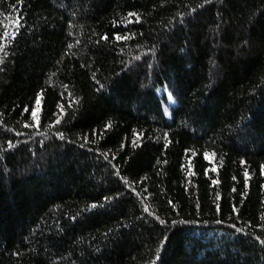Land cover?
Segmentation results:
<instances>
[{
	"label": "trees",
	"instance_id": "1",
	"mask_svg": "<svg viewBox=\"0 0 264 264\" xmlns=\"http://www.w3.org/2000/svg\"><path fill=\"white\" fill-rule=\"evenodd\" d=\"M0 264H264V0H0Z\"/></svg>",
	"mask_w": 264,
	"mask_h": 264
},
{
	"label": "rangeland",
	"instance_id": "2",
	"mask_svg": "<svg viewBox=\"0 0 264 264\" xmlns=\"http://www.w3.org/2000/svg\"><path fill=\"white\" fill-rule=\"evenodd\" d=\"M164 111L166 113L167 118L170 119V117H171V110H170V108H169V106L167 104H164Z\"/></svg>",
	"mask_w": 264,
	"mask_h": 264
},
{
	"label": "snow or ice",
	"instance_id": "3",
	"mask_svg": "<svg viewBox=\"0 0 264 264\" xmlns=\"http://www.w3.org/2000/svg\"><path fill=\"white\" fill-rule=\"evenodd\" d=\"M32 115L35 117V116H36V113H35V112H33V113H32Z\"/></svg>",
	"mask_w": 264,
	"mask_h": 264
}]
</instances>
